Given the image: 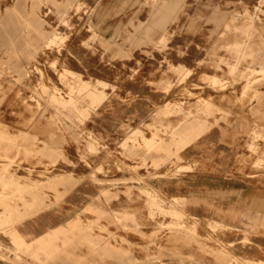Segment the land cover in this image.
<instances>
[{
    "label": "rangeland",
    "instance_id": "obj_1",
    "mask_svg": "<svg viewBox=\"0 0 264 264\" xmlns=\"http://www.w3.org/2000/svg\"><path fill=\"white\" fill-rule=\"evenodd\" d=\"M185 1L182 19L132 14L105 30L117 16L97 14L100 0H0V143L18 155L27 146L29 179L42 165L45 185L91 179L118 201L124 232L138 236L124 239L131 264H264V0ZM157 17L166 29L155 33ZM140 99L135 125L128 109ZM117 111L125 135L100 138L96 120ZM220 125L238 158L211 177L252 188L238 195L251 204L236 206L239 224L191 215L157 189L189 170L181 152Z\"/></svg>",
    "mask_w": 264,
    "mask_h": 264
},
{
    "label": "crops",
    "instance_id": "obj_2",
    "mask_svg": "<svg viewBox=\"0 0 264 264\" xmlns=\"http://www.w3.org/2000/svg\"><path fill=\"white\" fill-rule=\"evenodd\" d=\"M156 1L159 2L152 11L147 8V0H100L97 14L117 16L101 21V29L116 30L118 25L127 24L129 20L125 16L132 14L138 16L141 23L150 14L165 15L169 20L178 14L180 19L187 15L182 7L187 4L185 0ZM164 19H151L154 23H148V30L158 33L166 29ZM113 23L116 27L111 26ZM142 27L144 30L146 23ZM4 38L5 35L0 37ZM146 110L142 99L129 107L128 111L134 116L133 124L141 122ZM96 122L94 131L100 138L118 141L125 135L121 130L124 119L118 111L107 112ZM223 127L209 130L187 146L181 152L180 167H190L189 170L161 182L162 187L158 185L157 189L170 198L184 200L191 215L211 217L232 225L245 221L235 220L238 216L236 206L251 204L238 195L250 194L252 188L236 184V180L211 177L214 173H223L215 170L221 168L223 160L238 158L239 146L232 143L234 140ZM3 145L0 143V264H131L124 239L138 236L124 232L122 216L117 213L122 207L118 201L101 198L103 188L91 179L45 185L42 165L33 167L29 179L28 166L24 162L27 146L25 152L21 150L18 155L12 143L4 142ZM8 146L10 151L6 149ZM6 155L15 161V166L8 162ZM220 197L231 204L221 202Z\"/></svg>",
    "mask_w": 264,
    "mask_h": 264
},
{
    "label": "bare ground",
    "instance_id": "obj_3",
    "mask_svg": "<svg viewBox=\"0 0 264 264\" xmlns=\"http://www.w3.org/2000/svg\"><path fill=\"white\" fill-rule=\"evenodd\" d=\"M212 1H214V0H212ZM261 1L262 0H259L257 3H256V8H258V6H260V3H261ZM222 9V8H221ZM204 11V10H203ZM203 11H201V10H199V14H198V17H199V21H201V20H203V19H205V18H207L208 19V21L209 22H212V23H215V22H218L219 23V21H220V18H214V17H207V15L203 12ZM214 12V11H213ZM253 16V15H252ZM5 17V16H4ZM195 17V16H194ZM250 19H253V17H250ZM193 22V21H192ZM218 25V24H217ZM194 26V25H193ZM192 27V26H191ZM227 27H229V26H227ZM12 32V31H11ZM3 33L2 32H0V37L2 36V38H3ZM250 37H251V33H250V30L248 31V30H246L245 31V34H244V38H247V39H250ZM237 51V53H240L241 51H242V48H239V49H237L236 50ZM193 124H191V126H192ZM216 129V128H215ZM185 131V132H184ZM188 131V128H185V129H183L182 130V132L180 133V134H178V136H180V135H183V133H186ZM216 131V130H215ZM215 133V132H214ZM212 134V133H211ZM207 136H209V135H207ZM212 136V135H211ZM217 136H219V135H217ZM174 138H175V136L173 135L172 136V140H171V142H174ZM216 139V138H215ZM145 140H146V143H147V146L150 148V149H155V148H157V144H159L158 142H156L155 140H148L147 138H145ZM222 144V143H221ZM228 144H229V141H228ZM232 144V143H231ZM218 146V145H217ZM219 147V146H218ZM226 148H227V146H226ZM160 149H162V147L160 148ZM159 149V150H160ZM219 149V148H218ZM182 156V155H181ZM220 174V173H219ZM202 179V178H201ZM196 181V180H195ZM194 182V181H193ZM169 184V183H168ZM200 185V184H199ZM193 186H194V184H193ZM195 188V187H194ZM219 188V187H218ZM223 188V187H222ZM163 189V188H162ZM179 189V188H178ZM208 189V188H207ZM194 190V189H193ZM201 190H203V189H201ZM178 195V194H177ZM224 199V198H223ZM247 203V202H246ZM247 205V204H246ZM264 210V209H263Z\"/></svg>",
    "mask_w": 264,
    "mask_h": 264
}]
</instances>
